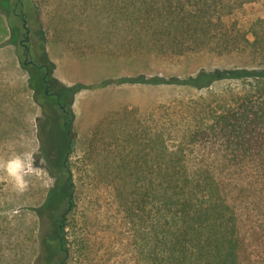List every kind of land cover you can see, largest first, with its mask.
<instances>
[{
  "label": "trees",
  "instance_id": "16d2710c",
  "mask_svg": "<svg viewBox=\"0 0 264 264\" xmlns=\"http://www.w3.org/2000/svg\"><path fill=\"white\" fill-rule=\"evenodd\" d=\"M254 1L133 0L162 54H236L248 63L160 77L200 93L103 120L80 157L85 178L62 160L45 204L49 233L37 210L35 264H264V18L238 21ZM0 4L10 14L22 8L45 50L41 1ZM29 83L35 88L34 75Z\"/></svg>",
  "mask_w": 264,
  "mask_h": 264
},
{
  "label": "rangeland",
  "instance_id": "374dc122",
  "mask_svg": "<svg viewBox=\"0 0 264 264\" xmlns=\"http://www.w3.org/2000/svg\"><path fill=\"white\" fill-rule=\"evenodd\" d=\"M40 1L46 51L36 45L35 36L26 37L22 8L10 14L0 4V161L30 152L32 166L41 172L39 178L28 177L23 193L0 172V264H34L37 210L42 207L39 218L49 233L52 210L45 204L62 160L69 157L76 178H85L87 172L78 169L80 157L103 120L125 108L146 114L163 102L200 93L190 86L160 82V77L185 78L201 68L248 63L236 54H162L141 31L146 14H133V0ZM136 16L141 18L138 23L133 22ZM258 17L264 18V0L247 4L238 21ZM10 19L17 24L15 30L9 27ZM31 60L47 66L51 93L44 81L47 68ZM32 75L35 88L29 83ZM139 75L149 80H132ZM68 133L76 142L72 153H66ZM80 218L77 213L76 221Z\"/></svg>",
  "mask_w": 264,
  "mask_h": 264
},
{
  "label": "clouds",
  "instance_id": "9594fccd",
  "mask_svg": "<svg viewBox=\"0 0 264 264\" xmlns=\"http://www.w3.org/2000/svg\"><path fill=\"white\" fill-rule=\"evenodd\" d=\"M0 172L5 173L12 187L19 193H23L29 186L28 177L41 175L40 170L32 166V154L24 152L13 156L7 161H0Z\"/></svg>",
  "mask_w": 264,
  "mask_h": 264
},
{
  "label": "flooded vegetation",
  "instance_id": "af4514ba",
  "mask_svg": "<svg viewBox=\"0 0 264 264\" xmlns=\"http://www.w3.org/2000/svg\"><path fill=\"white\" fill-rule=\"evenodd\" d=\"M26 28V27H25ZM26 37L28 38L29 37V30L26 28ZM23 41V40H22ZM21 41V42H22ZM25 49H26V53H25V55L26 56H28L29 55V53H28V47H27V45H25ZM31 62L32 63H34L35 65H36V67H41V66H45L44 64H38V63H35L33 60H31ZM46 68H47V66H45ZM47 75H48V68H47V72H46V74H45V79H44V81L46 82V92L47 93H51V92H49V87H50V82H49V80L47 79ZM58 97V96H57ZM60 98L58 97V100H59ZM59 105L61 106V104L59 103ZM62 108H63V106H61Z\"/></svg>",
  "mask_w": 264,
  "mask_h": 264
},
{
  "label": "crops",
  "instance_id": "0c3cea01",
  "mask_svg": "<svg viewBox=\"0 0 264 264\" xmlns=\"http://www.w3.org/2000/svg\"><path fill=\"white\" fill-rule=\"evenodd\" d=\"M1 240V239H0ZM1 242V241H0ZM1 254V253H0ZM0 259H1V255H0ZM35 260V259H34ZM34 263V262H33ZM35 264V263H34Z\"/></svg>",
  "mask_w": 264,
  "mask_h": 264
},
{
  "label": "water",
  "instance_id": "95a60500",
  "mask_svg": "<svg viewBox=\"0 0 264 264\" xmlns=\"http://www.w3.org/2000/svg\"><path fill=\"white\" fill-rule=\"evenodd\" d=\"M62 106V105H61Z\"/></svg>",
  "mask_w": 264,
  "mask_h": 264
}]
</instances>
